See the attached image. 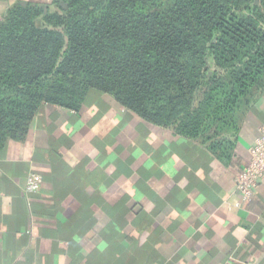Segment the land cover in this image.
Masks as SVG:
<instances>
[{
	"label": "crops",
	"instance_id": "obj_1",
	"mask_svg": "<svg viewBox=\"0 0 264 264\" xmlns=\"http://www.w3.org/2000/svg\"><path fill=\"white\" fill-rule=\"evenodd\" d=\"M52 1L0 0V21L17 2ZM236 117L214 151L107 93L44 104L0 146V264H264V180L239 205L235 185L264 93ZM32 172L42 183L27 194Z\"/></svg>",
	"mask_w": 264,
	"mask_h": 264
},
{
	"label": "trees",
	"instance_id": "obj_2",
	"mask_svg": "<svg viewBox=\"0 0 264 264\" xmlns=\"http://www.w3.org/2000/svg\"><path fill=\"white\" fill-rule=\"evenodd\" d=\"M262 80L264 0L17 2L0 21V146L96 90L215 151Z\"/></svg>",
	"mask_w": 264,
	"mask_h": 264
},
{
	"label": "built area",
	"instance_id": "obj_3",
	"mask_svg": "<svg viewBox=\"0 0 264 264\" xmlns=\"http://www.w3.org/2000/svg\"><path fill=\"white\" fill-rule=\"evenodd\" d=\"M264 180V122L259 127L258 137L249 148V160L235 177L236 189L240 195L239 203L251 200L260 181ZM42 183L38 173H30L25 179V192L36 193Z\"/></svg>",
	"mask_w": 264,
	"mask_h": 264
},
{
	"label": "rangeland",
	"instance_id": "obj_4",
	"mask_svg": "<svg viewBox=\"0 0 264 264\" xmlns=\"http://www.w3.org/2000/svg\"><path fill=\"white\" fill-rule=\"evenodd\" d=\"M262 90H264V80H262L259 84H257V85H255V86H253L250 90H249V92L248 93H256V92H261ZM247 93V94H248ZM172 127H174V125H172ZM205 127V126H204ZM220 127H222V126H219L218 128L216 127V126H212V127H210L209 128V135H213V133L215 132V131H219V130H221L220 129Z\"/></svg>",
	"mask_w": 264,
	"mask_h": 264
}]
</instances>
